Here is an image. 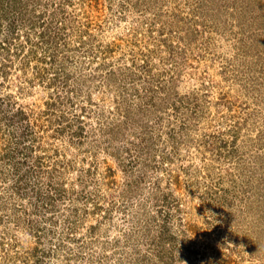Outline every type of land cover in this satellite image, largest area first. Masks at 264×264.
Returning <instances> with one entry per match:
<instances>
[{
    "label": "rangeland",
    "instance_id": "374dc122",
    "mask_svg": "<svg viewBox=\"0 0 264 264\" xmlns=\"http://www.w3.org/2000/svg\"><path fill=\"white\" fill-rule=\"evenodd\" d=\"M0 264H264V0H0Z\"/></svg>",
    "mask_w": 264,
    "mask_h": 264
}]
</instances>
